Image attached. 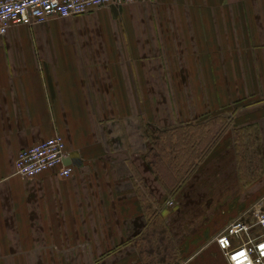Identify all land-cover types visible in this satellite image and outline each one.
Wrapping results in <instances>:
<instances>
[{"label":"crops","instance_id":"crops-1","mask_svg":"<svg viewBox=\"0 0 264 264\" xmlns=\"http://www.w3.org/2000/svg\"><path fill=\"white\" fill-rule=\"evenodd\" d=\"M55 133L70 176L16 175ZM258 203L264 0H146L0 38V264H227L215 236Z\"/></svg>","mask_w":264,"mask_h":264},{"label":"built area","instance_id":"built-area-1","mask_svg":"<svg viewBox=\"0 0 264 264\" xmlns=\"http://www.w3.org/2000/svg\"><path fill=\"white\" fill-rule=\"evenodd\" d=\"M142 1L146 0H0V38L14 26L40 24L102 7ZM67 156L63 137L55 133L19 150L14 159V173L33 178L57 168L60 176L68 177L72 168L65 163ZM251 213L252 220L238 216L215 236L227 264H264V211L261 203L253 205Z\"/></svg>","mask_w":264,"mask_h":264},{"label":"rangeland","instance_id":"rangeland-1","mask_svg":"<svg viewBox=\"0 0 264 264\" xmlns=\"http://www.w3.org/2000/svg\"><path fill=\"white\" fill-rule=\"evenodd\" d=\"M194 134H196V132L194 133ZM209 140H210V138H208ZM190 141V143H192V141H194V145L196 144V142H195V140H196V138H191L190 137V139H189ZM207 140V139H206ZM205 140V141H206ZM253 143H254V138H253ZM193 145H190L189 146V148H191ZM207 147H208V144L206 143V146H204V150L206 151V149H207ZM255 148L256 147H254V154H252V157H253V160H254V164H256V165H254V168L251 170V172H252V175H253V179H255L256 177L255 176H257L259 173H260V167H259V156H258V153H257V151H255ZM184 150H186V147L185 148H183ZM193 150H196V146L193 148ZM200 150V149H199ZM196 151H192L191 152V154H188V159H195V155H196V153H195ZM200 152V151H199ZM180 160V159H179ZM179 160H177V161H179ZM177 166H179L177 169H178V172H179V175L181 176V174L183 175V173L185 172V171H187V172H189V171H192V170H190V169H192L191 167H189L187 170H184L183 169V171L184 172H182V168H181V163H180V161H179V163H177ZM256 166V167H255ZM181 168V169H180ZM186 172V173H187ZM185 175V174H184ZM183 175V176H184ZM179 176V177H180ZM173 204H174V202H172L171 200H168V205H171V206H173ZM246 212V211H245ZM248 212L252 215V208H250V209H248ZM239 216H243L246 220H247V212H246V214L243 212L241 215H239ZM246 216V217H245ZM251 222V221H250Z\"/></svg>","mask_w":264,"mask_h":264},{"label":"water","instance_id":"water-1","mask_svg":"<svg viewBox=\"0 0 264 264\" xmlns=\"http://www.w3.org/2000/svg\"><path fill=\"white\" fill-rule=\"evenodd\" d=\"M120 6L116 7V6H113V8H119Z\"/></svg>","mask_w":264,"mask_h":264}]
</instances>
